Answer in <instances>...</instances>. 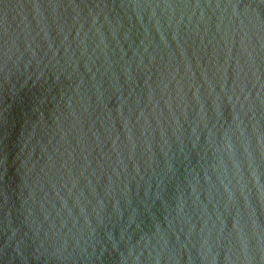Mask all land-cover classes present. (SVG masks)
<instances>
[{
  "label": "water",
  "instance_id": "95a60500",
  "mask_svg": "<svg viewBox=\"0 0 264 264\" xmlns=\"http://www.w3.org/2000/svg\"><path fill=\"white\" fill-rule=\"evenodd\" d=\"M0 264H264V0H0Z\"/></svg>",
  "mask_w": 264,
  "mask_h": 264
}]
</instances>
